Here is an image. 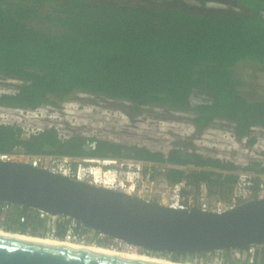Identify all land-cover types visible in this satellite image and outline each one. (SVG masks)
<instances>
[{
  "label": "trees",
  "instance_id": "16d2710c",
  "mask_svg": "<svg viewBox=\"0 0 264 264\" xmlns=\"http://www.w3.org/2000/svg\"><path fill=\"white\" fill-rule=\"evenodd\" d=\"M199 1L200 7L133 0H0V75L22 81L17 90L0 93V106L37 109L84 91L128 100L136 108L160 105L190 111L199 132L224 119L238 139L255 144L254 128L264 127V99L243 91L238 67L243 61L264 65V0H224L243 7L241 11L204 8L206 0ZM197 90L208 97L193 104ZM24 133L19 124L0 122V152L193 163L196 168L188 174L171 168L168 177L175 182L186 176L195 188L203 181L218 185L210 169L242 168L254 173L257 193L264 175L260 161L240 167L190 151L195 159L188 160L180 155L186 151L181 148L165 153L96 136L62 137L55 126ZM88 140H96V147H89ZM128 147L134 153H125ZM226 177L224 191L237 175ZM2 223L12 231L45 233L36 209L28 207L13 205ZM65 231L60 224L59 235ZM254 264H264V258Z\"/></svg>",
  "mask_w": 264,
  "mask_h": 264
},
{
  "label": "water",
  "instance_id": "95a60500",
  "mask_svg": "<svg viewBox=\"0 0 264 264\" xmlns=\"http://www.w3.org/2000/svg\"><path fill=\"white\" fill-rule=\"evenodd\" d=\"M180 155L194 160L195 155ZM0 201L66 215L146 251L214 252L264 244V197L222 213L176 209L29 163L0 159ZM0 264H165L0 234Z\"/></svg>",
  "mask_w": 264,
  "mask_h": 264
},
{
  "label": "rangeland",
  "instance_id": "374dc122",
  "mask_svg": "<svg viewBox=\"0 0 264 264\" xmlns=\"http://www.w3.org/2000/svg\"><path fill=\"white\" fill-rule=\"evenodd\" d=\"M133 1L155 5L176 2L190 7L201 6L199 0ZM204 8H229L235 11L244 9L224 0H206ZM238 71L243 91L251 98L264 99V65L255 61H243ZM21 85L22 81L19 79L0 75V93L15 91ZM207 97L202 91H194L192 103L207 100ZM0 121L21 125L25 136L49 126H56L63 135L96 136L127 145H146L165 153L173 148H181L204 156L233 161L240 167L254 161H260L264 165V127L254 128L253 134L257 136V142L249 145L247 138L238 139L233 134L231 122L224 119L217 120L212 126L199 132L191 122L190 111L160 105L136 108L128 100L84 91L73 92L57 105L47 103L37 109L0 106ZM146 253L180 261H201L205 264H216L222 257L230 260V263L235 262L231 252L226 250L188 253L189 255L180 252ZM256 258H264V244L256 247Z\"/></svg>",
  "mask_w": 264,
  "mask_h": 264
},
{
  "label": "built area",
  "instance_id": "2783aa9c",
  "mask_svg": "<svg viewBox=\"0 0 264 264\" xmlns=\"http://www.w3.org/2000/svg\"><path fill=\"white\" fill-rule=\"evenodd\" d=\"M59 133L62 137L72 135H63L60 131ZM88 146L95 148L96 140H88ZM0 159L29 163L35 167L48 169L52 172L92 184L122 190L176 209H198L205 212L222 213L234 209L244 202L264 197V175L262 176L263 180L259 185V190L255 193L254 173L243 169L239 171L210 169L216 172V174L211 175V178L217 181L218 185L213 186V183L209 184L207 181H203L198 188H195L186 176L175 182H172L168 177V171L171 168L181 169L185 174H188L191 169L196 168L193 163L179 164L170 161H143L133 157L116 156L76 157L57 153L35 154L27 153L23 150L0 152ZM217 172L222 173V175L219 176ZM230 173L237 175L234 184L228 191L221 190L227 179V174ZM13 205L16 204L3 201L0 206V219L2 222L5 220L6 215L12 212ZM36 211L45 226V233L37 236H46L70 243L114 246L119 249L135 246L123 240L110 237L106 233L87 226L69 216L53 215L38 209ZM25 218V216H22L21 220H25ZM60 224L66 226V231L62 236L58 233ZM0 227L4 228L5 231L14 232L9 230L5 223H2ZM258 245L253 244L226 251L231 252L234 260H239V262H245L246 264H254ZM216 264H236V262L230 263V260L222 257Z\"/></svg>",
  "mask_w": 264,
  "mask_h": 264
},
{
  "label": "bare ground",
  "instance_id": "6f19581e",
  "mask_svg": "<svg viewBox=\"0 0 264 264\" xmlns=\"http://www.w3.org/2000/svg\"><path fill=\"white\" fill-rule=\"evenodd\" d=\"M0 234L10 235L19 238L25 239H32V240H39L45 242H53V243H60L65 245H70L72 247H79V248H87L97 252H106V253H119L129 257L137 258V259H145L151 261H157L165 264H205L201 262H194V261H180L174 260L169 257L157 256L154 254H149L141 250L140 247L133 246L132 248L126 247V249H119L114 246H107V245H97V244H80V243H70L68 241L52 239L46 236H37L31 233H25L20 231H5L4 228L0 227Z\"/></svg>",
  "mask_w": 264,
  "mask_h": 264
},
{
  "label": "flooded vegetation",
  "instance_id": "af4514ba",
  "mask_svg": "<svg viewBox=\"0 0 264 264\" xmlns=\"http://www.w3.org/2000/svg\"><path fill=\"white\" fill-rule=\"evenodd\" d=\"M125 153L132 154L134 153L133 149L131 147H128L127 149L124 150ZM152 252V251H149Z\"/></svg>",
  "mask_w": 264,
  "mask_h": 264
}]
</instances>
